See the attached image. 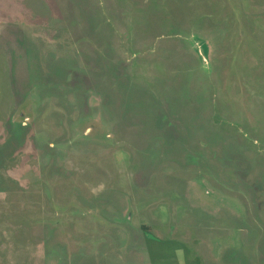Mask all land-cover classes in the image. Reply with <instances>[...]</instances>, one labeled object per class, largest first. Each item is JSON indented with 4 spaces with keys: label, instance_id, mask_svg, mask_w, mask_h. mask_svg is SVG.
<instances>
[{
    "label": "rangeland",
    "instance_id": "374dc122",
    "mask_svg": "<svg viewBox=\"0 0 264 264\" xmlns=\"http://www.w3.org/2000/svg\"><path fill=\"white\" fill-rule=\"evenodd\" d=\"M0 264H264V0H0Z\"/></svg>",
    "mask_w": 264,
    "mask_h": 264
}]
</instances>
